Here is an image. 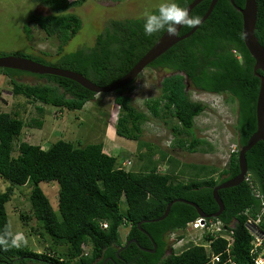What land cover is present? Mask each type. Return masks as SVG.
Segmentation results:
<instances>
[{
    "label": "trees",
    "instance_id": "1",
    "mask_svg": "<svg viewBox=\"0 0 264 264\" xmlns=\"http://www.w3.org/2000/svg\"><path fill=\"white\" fill-rule=\"evenodd\" d=\"M34 1L49 8L52 14L31 15L29 23L37 25L46 37L58 41L57 59L48 61L44 56L21 52H0V57H24L72 71L98 86H107L127 74L164 32L146 36L144 18L110 20L91 47L84 46L63 54V46L81 29V19L68 10L86 0ZM192 1L171 2L186 8ZM234 3L240 8L244 6V0H234ZM256 3L254 34L264 48V0H256ZM209 4L210 0L201 2L190 16L201 19ZM157 9L151 12L155 13ZM190 30L182 27L179 36ZM253 67L254 60L242 39L240 13L229 0H218L210 16L193 35L174 45L147 67L172 72L160 84L161 96L145 103L149 115L133 107L124 95L126 89H132L131 85L113 93L118 115L112 129L118 137L139 142L140 147L146 146L151 151L148 144L140 142L143 126L150 117L160 118L169 126L174 147L189 153H210L213 150L211 144L193 133L194 119L205 110V106L190 100L186 92L185 82H188L200 92L226 94L236 104L233 128L239 150L256 129L259 79L254 76ZM0 75L9 78L13 96H23L26 100L57 109L80 111L96 96L61 77L12 69H0ZM22 75L36 77L44 83H20L17 77ZM38 112L42 113L43 109L38 108ZM21 114L20 109L12 113L0 112V179L12 187H30L28 202L32 218L39 225V234L47 236L51 242L45 253H36L27 244L6 250L0 245V264H102L106 259V264H205L207 256L202 246H189L176 253L170 250L167 242L170 232L182 229L198 218L193 207L174 203L164 220L142 223L140 229L137 224L160 218L167 204L174 199L193 202L206 215L217 212L212 190L238 175V152L232 153L226 166L220 170L215 166L179 165L165 152H160L159 160L154 161L151 152L147 164L135 173L120 167L116 156L108 154L102 143L75 148L71 143L58 140L42 149L22 141L16 146L15 138L23 127H27ZM29 125L41 129L43 122L33 119ZM245 157L247 175L264 201V143L258 142ZM160 162L167 163L171 170L161 173L158 170ZM179 176L186 179L180 180ZM52 181L59 185L57 206L60 217L39 186L41 182ZM253 188L244 181L236 187L219 190L224 210L219 218H210L225 225L234 221L232 255L237 264H252L248 255L250 237L242 212L250 209L256 213L259 207L260 201L253 196ZM11 193V188L0 189V234L6 225L10 226L6 204ZM21 219L28 221L26 216H21ZM103 224L106 228L102 227ZM127 225V241L136 240L137 244L128 245L117 258V248L122 247L118 231ZM153 244L155 253L143 251L152 250ZM62 245L64 250H61ZM85 245L90 246L88 254L83 250ZM224 245L223 240H215L211 249L218 253Z\"/></svg>",
    "mask_w": 264,
    "mask_h": 264
},
{
    "label": "rangeland",
    "instance_id": "2",
    "mask_svg": "<svg viewBox=\"0 0 264 264\" xmlns=\"http://www.w3.org/2000/svg\"><path fill=\"white\" fill-rule=\"evenodd\" d=\"M171 1L86 0L82 5L68 10L69 13L81 19V29L63 46L62 53H71L84 46L91 47L96 36L110 20L144 18L143 14L146 11L151 12L161 3ZM51 14L49 8L34 0H0V52L5 54L21 52L44 56L48 61H55L58 57V41L46 37L37 25L29 23L31 15L48 16ZM25 27H27V33L24 31ZM171 73L168 70L146 68L131 85L132 89H126L124 95L130 99L133 107L149 115L145 103L161 96L160 84ZM17 80L27 85L44 83L43 80L29 75L19 76ZM185 83H187L186 92L190 100L205 106V110L194 119L193 133L211 144L213 150L210 153H189L174 147V138L169 126L160 118L150 117L143 126L140 142L144 145L148 144L151 151L146 146L140 147L139 142L118 137L112 129L118 115V109L114 105V94L96 95L94 100L86 103L82 110L68 111L41 105L38 102L26 100L23 96H13L9 78L0 75V112L12 113L15 109L21 110V116L27 127H23L20 135L15 138L16 146L22 141L38 145L42 149H47L58 140L71 143L75 148L102 143L107 149L106 152L116 156L118 165L126 171L140 172L142 166L147 164L151 152V159L154 161L159 160L160 152H165L178 161L179 165L215 166L220 170L228 163L232 150L238 149L233 128L236 120V104L226 94L200 92L193 89L188 82ZM38 108H42L43 112H38ZM33 119L43 122L41 129L29 125ZM158 170L164 173L170 171L171 168L167 163L160 162ZM179 179L185 180L186 177L179 176ZM39 186L57 217H60L57 206L58 183L55 181L41 182ZM7 188L12 189L10 201L6 204L12 231L23 233L27 239L26 244L32 251L47 252L51 240L39 234V225L32 218L28 202L30 187L17 185L12 187L11 184L0 179V189ZM21 216H26L28 221L24 222ZM128 230V225L119 228L118 232L122 242ZM198 238H200V232L190 231L184 237L182 244ZM171 240L168 239V242L172 248L180 246L174 240L170 242ZM61 250H64V246ZM83 250L88 254L90 246L85 245Z\"/></svg>",
    "mask_w": 264,
    "mask_h": 264
},
{
    "label": "water",
    "instance_id": "3",
    "mask_svg": "<svg viewBox=\"0 0 264 264\" xmlns=\"http://www.w3.org/2000/svg\"><path fill=\"white\" fill-rule=\"evenodd\" d=\"M205 0H193L186 9L189 12L199 5L201 2ZM218 0H210V4L204 16L200 19L201 23L196 28H191V30L183 35L178 37H169L166 31L158 38L155 44L141 57V59L130 69V71L125 74L119 80L107 85V86H98L82 75L63 70L59 68H54L51 66H46L33 60L24 57H18L13 55H6L0 57V69H12L17 71H22L30 74L36 75H51L56 77L65 78L71 80L77 84H79L84 89L89 92L99 95V94H113L121 88L128 87L132 85L138 78V76L158 57L164 54L167 50L172 48L177 43L189 38L194 32L207 20L213 11ZM231 6L241 15L242 18V39L244 46L252 59L254 60L253 73L259 79V89L258 95L256 99L255 106V117H256V129L254 133L249 137L247 143L241 146L237 153V163L239 173L234 178L225 181L217 186H215L212 190L213 199L218 207L217 212L212 215H206L196 204L193 202H189L183 199H174L170 201L163 215L155 220L151 221H141L137 224V227L140 229V225L145 222H159L164 220L170 211V208L174 203H184L196 210L198 217L204 219L210 218H219L224 210L223 203L218 195V191L222 189L233 188L244 182L245 176L247 175V163H246V153L254 147L258 142L264 143V48L259 44L257 38L255 37V25H256V17H257V3L256 0H244V6L242 8L235 5L234 0H229ZM181 29V28H180ZM180 29H178L180 31ZM258 71L260 73H258ZM148 237L149 235L141 230ZM131 243L137 244L136 240H129L125 246L121 247L116 252V257L118 258V254L123 251L128 245ZM143 251L155 253L156 246L153 244L152 250L143 249ZM112 261V259L109 258ZM108 259L104 260L102 264H106Z\"/></svg>",
    "mask_w": 264,
    "mask_h": 264
},
{
    "label": "built area",
    "instance_id": "4",
    "mask_svg": "<svg viewBox=\"0 0 264 264\" xmlns=\"http://www.w3.org/2000/svg\"><path fill=\"white\" fill-rule=\"evenodd\" d=\"M235 152H238V149L232 150V153ZM244 181L249 182L252 188L254 187L248 175L245 176ZM253 196L260 201L256 213H252L250 209L242 212V215L246 218L245 228L250 237L248 255L252 264H264V227L262 226L264 201L261 193L256 188H253ZM102 227L106 228V225L103 224ZM233 230L234 221L225 225L218 219L198 217L194 221L187 223L184 228L170 232L167 235V242L168 239H172L170 242L174 240L180 244L178 248H172L168 242L170 250L176 251V253L185 250L189 246H202L207 256L205 264H237L232 255ZM190 231L200 232V238L182 244L184 237ZM215 240H223L225 242L224 248L218 253L213 252L211 249V244Z\"/></svg>",
    "mask_w": 264,
    "mask_h": 264
},
{
    "label": "clouds",
    "instance_id": "5",
    "mask_svg": "<svg viewBox=\"0 0 264 264\" xmlns=\"http://www.w3.org/2000/svg\"><path fill=\"white\" fill-rule=\"evenodd\" d=\"M143 29L146 36H151L160 31H166L169 37H178L179 30L182 27L196 28L201 20L199 17L189 15L186 8H182L175 2L161 3L155 13L145 12L143 14ZM27 239L23 233H13L9 225L5 226L2 234H0V245L5 250L8 247H20L26 244Z\"/></svg>",
    "mask_w": 264,
    "mask_h": 264
},
{
    "label": "flooded vegetation",
    "instance_id": "6",
    "mask_svg": "<svg viewBox=\"0 0 264 264\" xmlns=\"http://www.w3.org/2000/svg\"><path fill=\"white\" fill-rule=\"evenodd\" d=\"M127 242H128V241H127V235H126V238H125L124 242H122V247H123V245H125ZM120 248H121V247H120ZM120 248H117V249H120Z\"/></svg>",
    "mask_w": 264,
    "mask_h": 264
}]
</instances>
